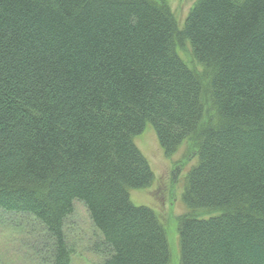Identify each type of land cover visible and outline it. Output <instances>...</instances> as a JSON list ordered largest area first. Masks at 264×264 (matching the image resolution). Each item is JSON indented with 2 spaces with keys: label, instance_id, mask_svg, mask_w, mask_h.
<instances>
[{
  "label": "trees",
  "instance_id": "16d2710c",
  "mask_svg": "<svg viewBox=\"0 0 264 264\" xmlns=\"http://www.w3.org/2000/svg\"><path fill=\"white\" fill-rule=\"evenodd\" d=\"M146 126L195 160L178 264H264V0H196L181 26L167 0H0V211L40 227L38 264H70L76 201L100 264H170L129 196L154 181Z\"/></svg>",
  "mask_w": 264,
  "mask_h": 264
},
{
  "label": "rangeland",
  "instance_id": "374dc122",
  "mask_svg": "<svg viewBox=\"0 0 264 264\" xmlns=\"http://www.w3.org/2000/svg\"><path fill=\"white\" fill-rule=\"evenodd\" d=\"M195 1L167 0L169 9L179 26L184 22ZM188 50L186 44L184 48H179V54L186 62H190ZM134 143L147 160L154 175V181L147 189L131 190L130 200L133 205L149 208L158 215L166 233L170 264H178L177 220L186 212L182 203V194L186 175L195 164V160L192 159L185 164L181 162L184 147L171 158L165 157L151 126H146L143 133L134 139ZM73 208V213L66 221L67 238L74 249L70 264H100L101 257L89 249L100 239V235L93 228L84 205L76 201ZM31 225L35 228V232L31 231ZM37 233H40V227L33 220L0 211V261L2 264H38L30 250V245Z\"/></svg>",
  "mask_w": 264,
  "mask_h": 264
}]
</instances>
